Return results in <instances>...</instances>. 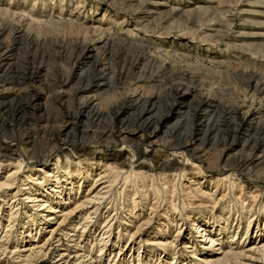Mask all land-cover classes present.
<instances>
[{
	"label": "rangeland",
	"instance_id": "1",
	"mask_svg": "<svg viewBox=\"0 0 264 264\" xmlns=\"http://www.w3.org/2000/svg\"><path fill=\"white\" fill-rule=\"evenodd\" d=\"M13 172L0 264H206L204 233L264 264V0H0V184ZM38 199L62 212L32 225Z\"/></svg>",
	"mask_w": 264,
	"mask_h": 264
},
{
	"label": "bare ground",
	"instance_id": "2",
	"mask_svg": "<svg viewBox=\"0 0 264 264\" xmlns=\"http://www.w3.org/2000/svg\"><path fill=\"white\" fill-rule=\"evenodd\" d=\"M176 95H177V93H176ZM178 96H180L179 97V99L180 100H182L183 101V93H179L178 94ZM177 96V97H178ZM140 99L139 98H133V100L132 101H130V102H128V104H132V105H134V103L135 102H137V103H139L138 101H139ZM145 100V99H144ZM145 102V101H144ZM146 103H148L147 101H146ZM143 106V107H142ZM141 106V108H140V111L138 112V114L136 115V116H138L140 119H141V123L139 124V122H137L140 126H139V128H141V129H143L147 134H149L150 135V137H152V136H154L155 135V130L157 129V126H158V122H159V120H155V121H153V118L150 116V110L149 109H146V106H144V105H142ZM136 107V106H135ZM139 108V107H138ZM181 108V107H180ZM137 109V108H136ZM171 110H179V107L178 106H172L171 107ZM170 110V111H171ZM137 112V111H136ZM136 118V117H135ZM139 120V119H138ZM135 121V120H134ZM154 125H156L154 128H153V126ZM159 127V126H158ZM173 152V151H172ZM223 150L222 151H220V153H219V155H221L222 156V154H223ZM217 156L216 157V160L218 159V160H220V157L221 156ZM180 156V153H176V152H173L172 153V157L173 158H177V157H179ZM217 160V162H216V164H218V161ZM172 161H174V160H172ZM175 162V161H174ZM168 162H166V160L163 162L162 161V165H166ZM161 165V166H162ZM174 165H176V166H178V168H180L179 166H181L182 164H180V163H178V162H175L174 163ZM163 167V166H162ZM183 167V166H182ZM177 168V167H176ZM18 169V168H17ZM86 169V168H85ZM78 171L77 172H79L80 171V169L78 168L77 169ZM70 171V170H69ZM86 171H88L87 169H86ZM67 173V172H66ZM16 175V172H13V173H8V176H6V178L4 179V181L0 184V192L1 191H3V189L6 191H4L5 193H7V189L8 188H11L12 187V182H10L9 181V178H12V176H15ZM67 175H69V173H67L66 174V176ZM48 177H51V175H48ZM55 177V176H54ZM228 177V176H227ZM62 180H65V179H63V178H61ZM224 179V178H223ZM42 180V179H41ZM56 182H55V185H56V187L54 188V189H57L58 191L60 190V187H58V185L60 186L61 184H59V182H60V178H56V180H55ZM39 183V182H38ZM61 183V182H60ZM232 184V183H231ZM40 185H42V183L40 184ZM92 188V187H91ZM26 189H30V188H26ZM60 192L61 191H59V194H60ZM102 192V191H101ZM4 193V194H5ZM90 193V192H89ZM6 195V194H5ZM50 195V194H49ZM61 195V194H60ZM60 195H59V197H60ZM98 196V194L97 195H93V196H90V194H88V195H86V196H84L83 197V202L80 204V205H78V206H76V209H79V208H81V207H83L85 204H92L93 203V201H95ZM17 196H16V194L13 196V198H16ZM52 197V196H51ZM36 199H37V197H36ZM32 200V199H31ZM34 201V200H33ZM36 202H40V204L39 205H37L36 206V209H35V211H33V215L31 216H29V218H31V217H33V220H31V224L32 225H35V219H34V217L36 216V215H40V214H44L45 212V210L46 209H48V215H45V217H46V219H47V221H52V220H54L55 219V214L56 213H61L62 211H59L57 208L58 207H53V206H51L50 204H49V202L46 200V201H43V200H41V199H38V200H36ZM34 204H36V203H34ZM38 207V208H37ZM94 210H96V209H94ZM75 211V210H74ZM74 211H72V212H70V213H67V214H64L62 217H61V221L57 224V227H55L54 229H51L50 231H49V233H50V235H49V237H48V239L46 240V242L43 244V245H41V246H39V247H37L38 245H36V244H28V245H26V246H24V248L21 250V251H29V253L27 252V255H25L23 258V262L25 261V262H27V260L28 261H30L31 260V258L32 259H34L33 257L35 256V255H38L40 252H42V249L43 248H45V245L49 242V240L51 241V239L54 237L53 236V234L54 233H56V231H58V229L62 226V225H64L65 224V222H66V220L71 216V214L74 212ZM35 215V216H34ZM42 215H40L41 217H42ZM200 229V233H202L203 234V231H205V229L204 230H201V228H199ZM198 230V229H197ZM204 234H206V233H204ZM203 234V236H204V240H206V242H209L210 244H209V246H210V248L211 247H214V249H217V251L215 252L214 251V254L213 253H211V254H208L209 256H208V258L206 259V260H204L205 261V263L206 264H230L229 262H231V260H234V261H238V260H236L238 257H236V256H233V254L232 253H230V252H227L226 254H224V250H223V247H221V245H219V244H221V243H218V241H217V239H215L213 236H210V234H207V235H204ZM29 235H31L30 233H29ZM210 236V237H209ZM36 237V236H35ZM34 237V238H35ZM132 237V236H131ZM35 240V239H34ZM192 247H193V245H192ZM216 247V248H215ZM36 248H39V250L38 251H36ZM252 249H255V250H262V247H253ZM250 251V250H249ZM35 253V254H34ZM38 253V254H37ZM34 254V255H33ZM41 254V253H40ZM219 254H222V258L221 257H219V256H221V255H219ZM18 255H20L21 256V254H18ZM42 255H45V254H43V252H42ZM32 261V260H31ZM137 264H139V263H137ZM183 264H184V262H183ZM234 264V263H233ZM236 264V263H235Z\"/></svg>",
	"mask_w": 264,
	"mask_h": 264
}]
</instances>
